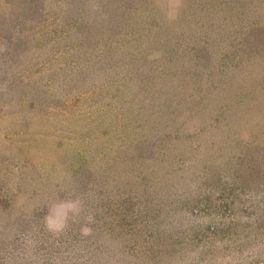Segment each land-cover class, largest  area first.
<instances>
[{"label":"rangeland","instance_id":"1","mask_svg":"<svg viewBox=\"0 0 264 264\" xmlns=\"http://www.w3.org/2000/svg\"><path fill=\"white\" fill-rule=\"evenodd\" d=\"M0 264H264V0H0Z\"/></svg>","mask_w":264,"mask_h":264},{"label":"clouds","instance_id":"2","mask_svg":"<svg viewBox=\"0 0 264 264\" xmlns=\"http://www.w3.org/2000/svg\"><path fill=\"white\" fill-rule=\"evenodd\" d=\"M170 15H174L170 13ZM77 211L76 201H67L55 204L49 210V214L46 216V224L50 231L59 232L65 227L67 218L70 213Z\"/></svg>","mask_w":264,"mask_h":264}]
</instances>
